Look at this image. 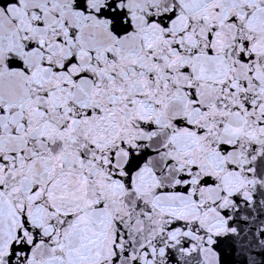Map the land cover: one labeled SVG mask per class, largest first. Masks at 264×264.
Masks as SVG:
<instances>
[{"label":"snow or ice","instance_id":"6c2138e0","mask_svg":"<svg viewBox=\"0 0 264 264\" xmlns=\"http://www.w3.org/2000/svg\"><path fill=\"white\" fill-rule=\"evenodd\" d=\"M0 264H264V0H0Z\"/></svg>","mask_w":264,"mask_h":264}]
</instances>
